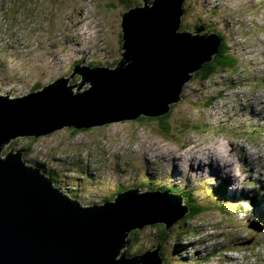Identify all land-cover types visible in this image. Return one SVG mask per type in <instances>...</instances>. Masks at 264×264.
I'll use <instances>...</instances> for the list:
<instances>
[{
    "label": "rangeland",
    "instance_id": "rangeland-1",
    "mask_svg": "<svg viewBox=\"0 0 264 264\" xmlns=\"http://www.w3.org/2000/svg\"><path fill=\"white\" fill-rule=\"evenodd\" d=\"M183 4V23L213 22L203 33L226 35V50L238 61L227 70L218 66L205 81L192 74L182 99L172 104L169 132L158 120L140 117L65 126L16 137L1 155L21 153L29 167L53 168L55 185L75 193L71 198L83 207L104 205L122 186H163L180 195L182 205L189 194L210 206L163 223L170 231L163 243L159 223L146 224L127 237L120 251L127 258L156 249L162 264H264V0ZM127 10L118 0H0V94L31 93L36 83L68 78L75 65L111 66L120 58ZM74 78L70 84L81 81ZM41 159L48 164H38Z\"/></svg>",
    "mask_w": 264,
    "mask_h": 264
},
{
    "label": "water",
    "instance_id": "water-1",
    "mask_svg": "<svg viewBox=\"0 0 264 264\" xmlns=\"http://www.w3.org/2000/svg\"><path fill=\"white\" fill-rule=\"evenodd\" d=\"M140 1L122 15L115 67L75 65L68 78L35 92L0 94V264H162L156 249L133 258L120 251L127 232L185 216L180 195L131 188L104 205L83 207L22 162L21 153L1 155L19 136L159 117L182 99L184 83L213 58L221 38L203 33L199 23L181 29L184 0ZM76 75L81 81L70 84Z\"/></svg>",
    "mask_w": 264,
    "mask_h": 264
},
{
    "label": "trees",
    "instance_id": "trees-1",
    "mask_svg": "<svg viewBox=\"0 0 264 264\" xmlns=\"http://www.w3.org/2000/svg\"><path fill=\"white\" fill-rule=\"evenodd\" d=\"M118 1H119L120 4L127 5V9L131 8L133 5H136V4H130L129 0H118ZM187 11H189V9ZM205 12H207V11H205ZM210 14H212V13H210ZM215 15H217V13ZM185 17H186V15L183 16V18H185ZM213 17H214V15L211 16V18H209V19H213ZM201 20L203 21L202 17H201ZM206 21L205 22L203 21V24H205V27L206 28L209 26L210 27V30L212 31L214 29V25L215 24L213 22H209V20H206ZM182 29H191V27L188 24H185V25L182 26ZM221 36H222V38L225 41L227 40L226 39V35H222L221 34ZM121 37H122V34H121ZM227 46H228V44H227V41H226L221 46V49L218 51V53L216 55H214V57L211 60H209V61H207V62H205V63L202 64L201 68L199 70H197V72L193 75L194 76L193 80H195L196 78H202L205 81V80H208L209 78L217 75V73H218V68L217 67L218 66L223 67V70H227V69H230V67H234L237 64L238 57H236L235 55H233L231 53H228L227 50H226V47ZM119 59H117L116 61H113V63H114L113 65H116ZM99 64H101V63H99ZM90 66L96 67L95 65H93L91 63H90ZM100 66H103V65H100ZM74 79H81V75H76ZM44 86L45 85H42V84L40 85V83H36V85L33 87V90L34 91H32V92H35V91L43 88ZM28 93H30V92H28ZM22 95H25V94H22ZM170 113H171V111L169 113L165 114L164 116H159V117L142 116L140 118L148 119V120H158L159 123H160V126H161L162 131L163 132H169L170 131V127H169L170 124L168 122V118H169ZM14 154H16V153H14ZM38 164L46 165V164H48V162H46L43 159H41V161H39ZM46 169L47 168L45 167V169H42L41 172H43L44 174H46L54 183H56L58 176L55 173V170L53 168H50L49 170H46ZM51 169H53V170H51ZM60 171H62V170H60ZM85 173L87 175H89L87 172H85ZM146 188H148V187H146ZM127 189H128L127 187L122 186L119 189V191L116 193V195L113 196V198H109L110 196H108V199H106L103 203L102 202L101 203L102 204H105V203H107L109 201H114L116 199L117 195L120 192L125 191ZM160 189L163 190V189H165V187L161 186ZM166 189H167V191H170V192H172L174 194H177L171 188H166ZM73 195L75 196V193ZM69 196H70V194H69ZM74 196H71V197H74ZM73 199H76V198H73ZM234 199H236V198H234ZM251 203L253 205H255L256 204V201L255 200H251ZM184 204L186 206H188V208H189V212L185 215L186 218H191L194 215L202 214L203 212L206 211V208L204 206H206L207 208L210 207V206H208L205 203L204 204H199L197 202V200L192 199V197L189 194H188V197H186V199L184 200ZM155 226H156V228L158 227L161 230V232L158 234V236H159V242H162V241H165L166 242L167 239L165 240V238H166L167 234L170 231H168L165 228V226H164L163 223H159V224H157ZM155 226H151V227L154 228ZM138 230H139V228L133 230L132 232H127L126 233L127 234V237L130 239L131 234H133V235L136 234V232ZM127 237L125 238L126 241H128V238ZM160 247H164V244H160ZM161 250H162V248H161ZM141 253H143V252L141 251Z\"/></svg>",
    "mask_w": 264,
    "mask_h": 264
},
{
    "label": "clouds",
    "instance_id": "clouds-1",
    "mask_svg": "<svg viewBox=\"0 0 264 264\" xmlns=\"http://www.w3.org/2000/svg\"><path fill=\"white\" fill-rule=\"evenodd\" d=\"M140 4H142V2L140 1ZM136 5H139V4H136ZM136 5H134V6H136ZM133 7V6H132ZM203 21H206V20H203ZM183 26V25H182ZM182 29V28H181ZM193 28H191V29H188V30H192ZM121 46H122V44H121ZM121 55V54H120ZM120 58H121V56H120ZM119 61V60H118ZM114 64V63H113ZM111 65L110 67H115L114 65ZM89 66H90V63H89ZM93 67V66H92ZM6 95V94H5ZM39 162V161H38ZM69 196V195H68ZM71 197V196H70Z\"/></svg>",
    "mask_w": 264,
    "mask_h": 264
},
{
    "label": "bare ground",
    "instance_id": "bare-ground-1",
    "mask_svg": "<svg viewBox=\"0 0 264 264\" xmlns=\"http://www.w3.org/2000/svg\"><path fill=\"white\" fill-rule=\"evenodd\" d=\"M210 33V32H209ZM220 38H221V42H222V40H223V38H222V36L220 35ZM214 57V56H213ZM219 153V152H218ZM206 154V153H205ZM216 155V154H215ZM220 155V154H219ZM219 157V156H218ZM206 158V157H205Z\"/></svg>",
    "mask_w": 264,
    "mask_h": 264
},
{
    "label": "flooded vegetation",
    "instance_id": "flooded-vegetation-1",
    "mask_svg": "<svg viewBox=\"0 0 264 264\" xmlns=\"http://www.w3.org/2000/svg\"><path fill=\"white\" fill-rule=\"evenodd\" d=\"M184 19H185V18L182 19V25H185V23H183V20H184Z\"/></svg>",
    "mask_w": 264,
    "mask_h": 264
}]
</instances>
